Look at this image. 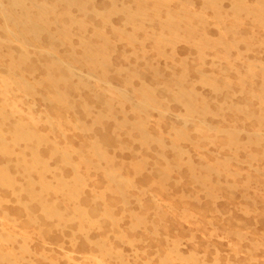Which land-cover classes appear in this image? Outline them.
Here are the masks:
<instances>
[{
	"label": "rangeland",
	"instance_id": "obj_1",
	"mask_svg": "<svg viewBox=\"0 0 264 264\" xmlns=\"http://www.w3.org/2000/svg\"><path fill=\"white\" fill-rule=\"evenodd\" d=\"M23 1L45 32L0 15V264H264V0Z\"/></svg>",
	"mask_w": 264,
	"mask_h": 264
},
{
	"label": "bare ground",
	"instance_id": "obj_2",
	"mask_svg": "<svg viewBox=\"0 0 264 264\" xmlns=\"http://www.w3.org/2000/svg\"><path fill=\"white\" fill-rule=\"evenodd\" d=\"M3 1V0H2ZM57 3L63 5V6H67V7H71L72 5H75L77 7H79L78 9L80 10H84L85 7L87 6L86 1L87 0H56ZM27 2V1H26ZM25 2V3H26ZM43 2V1H42ZM45 2V0H44ZM113 2V1H112ZM34 4V3H33ZM56 4V3H55ZM95 4V3H94ZM3 4L0 3V15L3 16V18L5 19V28H3V32L5 34V39L9 40L11 38H19L21 39L23 42L25 41H29V42H36V43H41L39 41H41V36L43 35V32H45V26L42 23V21H44L45 18V13H46V8L44 5H39L37 11H39L37 13L36 16L34 15H30L29 12L24 11V1L23 0H9L7 2V6L5 8H3L2 6ZM35 5V4H34ZM37 5V4H36ZM28 6V5H27ZM26 6V7H27ZM44 6V7H43ZM56 6V5H55ZM128 6V5H127ZM126 6V7H127ZM117 7V6H116ZM138 7V6H137ZM58 8V7H57ZM90 8V7H89ZM95 8V7H94ZM93 8V9H94ZM122 8V7H120ZM128 8V7H127ZM136 8V7H135ZM36 9V8H35ZM49 9V8H48ZM92 9V7H91ZM130 9V8H129ZM125 10L126 14H127V20L128 23L129 22H134L137 20L138 15H140V11L135 13V11H131V10ZM143 9V8H142ZM148 9V8H147ZM54 10V9H53ZM113 10V9H112ZM139 10V9H138ZM68 11V10H67ZM66 11V12H67ZM94 11V10H93ZM124 11V10H123ZM61 12V11H60ZM80 12V11H79ZM78 12V13H79ZM92 12V11H91ZM114 12V10H113ZM118 12V11H117ZM119 12H121L119 10ZM118 12V13H119ZM151 12V11H150ZM48 13V12H47ZM110 13H112V11H110ZM122 13V12H121ZM124 13V12H123ZM122 13V14H123ZM142 13V12H141ZM173 13V12H172ZM55 14V13H54ZM178 14V13H177ZM47 15V14H46ZM72 15V13H71ZM101 15V14H100ZM148 15V14H147ZM180 15V14H179ZM49 16V15H48ZM105 17V16H104ZM103 17V18H104ZM140 17V16H139ZM155 17V16H154ZM153 17V18H154ZM149 18V17H148ZM76 19V18H75ZM174 19V17H173ZM58 20V19H57ZM146 20V19H145ZM80 23V22H79ZM83 23V22H82ZM130 23V24H132ZM47 24V23H46ZM136 24V23H135ZM48 25V24H47ZM119 25V24H118ZM75 26V25H74ZM133 26V25H132ZM167 26L170 27L172 26V23L169 22L167 23ZM140 27V24H139ZM166 27V26H165ZM64 28V27H63ZM62 28V29H63ZM137 28V25H136ZM61 29V30H62ZM65 29V28H64ZM79 29V28H78ZM69 30V29H68ZM61 32V31H60ZM62 33V32H61ZM67 34V33H66ZM65 34V35H66ZM62 35V34H61ZM64 36V35H62ZM55 37V36H54ZM49 39H52L51 36L48 37ZM130 38V37H129ZM61 40V39H60ZM59 40V41H60ZM132 40V39H131ZM43 41V40H42ZM66 42V41H64ZM85 42V41H84ZM2 42L0 41V44ZM63 44V43H62ZM3 47V46H2ZM85 47V46H84ZM92 47V46H91ZM93 48V47H92ZM39 49V48H38ZM84 49V48H83ZM83 52V51H82ZM102 52V51H100ZM86 53V52H85ZM71 54V53H70ZM99 54V51H93L91 50H87L86 56L83 59V62H86L87 64H89L90 66L94 67L97 63L95 62V57ZM73 56V55H72ZM29 57L26 54H22L19 59L14 62L13 68H18L20 67L22 64L26 63L28 61ZM73 59V58H72ZM97 61V59H96ZM53 65H56L55 62H53ZM92 69V68H91ZM172 73V72H171ZM69 83L68 82V78L66 77H61L60 79H56L55 83ZM171 83V82H170ZM109 84V83H108ZM30 87V86H29ZM105 89V88H104ZM30 90V89H29ZM150 91L148 89L144 90V96H149ZM34 95V94H33ZM178 97L180 98L181 101L184 102V104L188 107V109L190 111L195 110V106L193 103V95L191 93H188L184 90H181L178 93ZM144 101V100H143ZM147 101V100H146ZM141 102V101H140ZM139 102V103H140ZM138 103V104H139ZM137 104V103H136ZM142 104V102H141ZM149 103H147L146 105H148ZM138 108V107H137ZM142 131V130H141ZM143 132V131H142ZM25 137H30V134H24ZM144 139L148 140V137L146 136V134H143ZM98 153H102V149L101 148H97ZM9 256V255H8ZM8 261V260H7Z\"/></svg>",
	"mask_w": 264,
	"mask_h": 264
}]
</instances>
